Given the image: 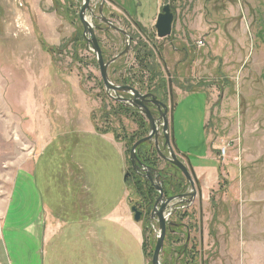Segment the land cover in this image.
I'll return each mask as SVG.
<instances>
[{
    "label": "rangeland",
    "instance_id": "rangeland-1",
    "mask_svg": "<svg viewBox=\"0 0 264 264\" xmlns=\"http://www.w3.org/2000/svg\"><path fill=\"white\" fill-rule=\"evenodd\" d=\"M83 1L0 0V264L8 256V231L27 227L28 176L38 172L41 185L44 162L57 164L53 178L66 170L68 179L82 173L87 190L91 165H112L100 172L102 183L119 179L124 166V198L142 213L141 248L151 264L159 234L150 220L155 200H148V213L147 205L138 209L142 198L132 192L129 161L149 125L107 96L82 40ZM102 3L101 16L132 36L138 57L152 54L148 70L132 54L116 66L140 74L142 84L136 80L134 87L172 110L176 145L185 137L197 154L215 146L218 184L207 201L195 195L193 203L175 206L169 221L176 227H166L160 264H264V0H90L85 19L92 28ZM167 3L175 9L171 33L156 40V16ZM99 35L108 59L123 50L117 33ZM168 122L171 137L169 115ZM158 141L169 157L162 134ZM137 148L142 164L163 178L173 174L153 142Z\"/></svg>",
    "mask_w": 264,
    "mask_h": 264
},
{
    "label": "crops",
    "instance_id": "crops-1",
    "mask_svg": "<svg viewBox=\"0 0 264 264\" xmlns=\"http://www.w3.org/2000/svg\"><path fill=\"white\" fill-rule=\"evenodd\" d=\"M170 129L173 136L172 110ZM58 143L62 148L63 142ZM180 143L174 141L175 153L193 172L197 197L207 201L209 191L218 184L215 146L197 154L188 147L185 137ZM56 165L44 162L43 187L38 183V172L29 174L27 227L8 231L4 264H146L141 248L142 225L133 220L124 198V166L118 168L119 179L113 177L102 183L100 172L111 171L112 165H91L87 190L85 176L78 179L82 173H77V179H68L71 175L66 170V174L53 178ZM59 169L64 170V166Z\"/></svg>",
    "mask_w": 264,
    "mask_h": 264
},
{
    "label": "water",
    "instance_id": "water-1",
    "mask_svg": "<svg viewBox=\"0 0 264 264\" xmlns=\"http://www.w3.org/2000/svg\"><path fill=\"white\" fill-rule=\"evenodd\" d=\"M91 14L90 9V0H84L82 8L80 10V22L82 23L85 33L89 34V36L92 37V40L89 42L90 45H92L93 52L97 55L98 58V64L100 66L101 71V77L103 79V85L107 89V92L110 93V91L117 94L118 92L130 94L132 99L131 100H123L122 98L117 97V101L121 102L122 104L129 105L137 110L146 118L148 124H149V135L143 139H140L137 141L130 150L129 155V161L130 165L132 167V170L135 174L142 177L146 184H150L154 190L157 192L158 197L155 199L153 208L150 214V220L158 224L159 228V234L156 239V244L153 250L152 258H151V264H160V255L163 249L164 245V239L166 234V227L168 225L172 226L173 222L169 221V217L171 215V212H175L178 205H181L183 203L185 204H191L193 203V200L189 201L186 200L187 197L195 198L196 192H195V180L193 177V172L188 170L189 167H187L181 160L177 158V155L175 154L173 150L174 146V137L169 136V122L167 118L168 108L165 104L157 101L155 96L151 94H140L137 90L132 89L130 87H120V86H112V84L108 81L107 78V64H104L101 58L100 49L98 47L97 41L93 35V30L91 25L86 21L85 14L86 13ZM173 14L170 12V9L168 6H164L162 8L161 13L157 16L156 24H155V31L156 36L159 39H164L168 37L171 33L172 25H173ZM105 23H107V20L103 19ZM116 31H121L115 27H112ZM122 32V31H121ZM123 34V32H122ZM148 104H152L155 106L159 112H161V108L163 109V114L160 115L159 119H155L152 117L151 112L148 109ZM162 127V136L164 139V143L162 145V149H166L169 152V157L164 156L161 153L160 150V144H159V128ZM154 145V149L158 156L175 167L183 176L185 179L187 185L190 187L192 193L188 194H178L170 197H166L163 191V184L164 180L166 178H163L161 173L157 172L155 169L146 166L140 162V160L136 156V148L144 143H152ZM128 176V174H125V178ZM124 178V179H125ZM160 180V181H159ZM171 189V185H168ZM131 212L133 213V220L135 222H139L142 213L137 210V208L132 207Z\"/></svg>",
    "mask_w": 264,
    "mask_h": 264
},
{
    "label": "flooded vegetation",
    "instance_id": "flooded-vegetation-1",
    "mask_svg": "<svg viewBox=\"0 0 264 264\" xmlns=\"http://www.w3.org/2000/svg\"><path fill=\"white\" fill-rule=\"evenodd\" d=\"M164 6H168L169 9H170V12L173 14V16L175 15V9H173V6L170 4V3H167L165 4ZM101 8L99 9L98 13H99V16H95V15H92V22H95V26L94 28H92L93 30V35L97 41V44H98V47L100 49V53H101V58H102V61L104 64H107V78H108V81L112 84V86H122V87H131L135 90H137L134 86H139V85H135V81L138 80V82H140L142 84V80H141V75H139V77H136V73H134L133 70H124V73L121 72V70H119L120 68H118L116 66V64H118V66H121V64L123 63L125 57L128 55V54H132L133 55V59H134V63L137 64L139 63V59H143L144 63H145V60L146 58H150L152 56V54H150L151 56H149V54H144L142 56V58L138 57L137 53L135 52V50L132 48L131 46V42L133 40L132 36L130 34H128L127 31H123L121 29H119L118 27H116L109 19H105L101 16V12L103 10V3L102 5L100 6ZM163 8V7H162ZM162 11V9H161ZM160 11V13H161ZM126 12V11H125ZM159 13V14H160ZM128 14V13H127ZM158 14V15H159ZM129 15V14H128ZM157 15V16H158ZM157 16H156V19H157ZM103 19L107 20V23H105V21H103ZM133 21V20H132ZM102 23V24H99ZM91 25V24H90ZM91 27H93L91 25ZM112 27H115L121 31H116L114 30ZM109 31H113L115 33H117L122 39H124V48L122 51H120L119 53H117L115 56L111 57L110 59L107 58V52L105 50H103V42L98 38L97 35L99 34H104V35H107ZM97 34V35H96ZM100 36V35H99ZM150 38V37H149ZM152 38L156 39V40H159V38H157L156 36V33L154 36H152ZM82 40L83 42L90 48H91V51H92V55H93V63H94V66L98 68V71H99V77H100V81H101V84L102 86L103 85V79L101 77V71H100V66L98 64V58H97V55L93 52L92 50V45L89 44V42L92 40V37L89 36V34H86L85 33V30L83 29V34H82ZM149 41H151L149 39ZM155 45L153 44V47ZM105 51V52H104ZM110 53V52H109ZM143 54V52H142ZM147 66V64L145 63V67ZM146 69L148 70L149 68L146 67ZM152 69V68H151ZM143 72H146V70L142 69ZM133 72V73H132ZM142 73V72H141ZM115 79L113 82H111L112 79ZM141 86V85H140ZM138 92H140L139 90H137ZM141 93V92H140ZM142 94V93H141ZM107 96L109 98H112L114 101L116 100L117 101V97L113 96L111 97L110 93H107ZM123 100H131L132 97L130 94H123L122 97H121ZM157 101L165 104L164 102L158 100V98H156ZM118 102V101H117ZM120 103V102H119ZM121 106H124L126 108H131L133 109V113H135V115H138V116H141L139 110L129 106V105H125V104H122L121 103ZM148 109L149 111L151 112V115L153 118L155 119H159L160 118V115L163 114V109L161 108V112H159V110L153 106L152 104H148ZM171 113V111H170ZM168 115L170 116L169 114V111L167 113V118H168ZM149 125V124H148ZM147 125V126H148ZM146 128V127H145ZM162 133V127L159 128V134ZM155 150V149H154ZM164 151H167L166 149H164ZM175 152V151H174ZM178 158V156H177ZM180 160V158H178ZM166 162V161H165ZM167 163V162H166ZM169 164V163H167ZM166 164V165H167ZM170 165V164H169ZM172 166V165H171ZM173 167V166H172ZM174 169L171 170L173 174H169L168 176H165L164 178H166L164 180V182H166L168 185H171V189L175 188L177 189V193H173L174 195H178V194H188V193H192L190 187L187 185L185 179L183 178V176L181 175V173L175 168L173 167ZM194 177V175H193ZM195 180V178H194ZM194 188H195V192L197 194V185H196V181H195V185H194ZM190 191V192H189ZM174 195H167L165 194L166 197H170V196H174ZM197 196V195H196ZM156 199V198H155ZM154 199V200H155ZM186 200H194L193 198L191 197H187ZM188 205V204H187ZM186 205V206H187ZM182 207V206H181ZM183 208V207H182ZM173 222V225H172V228H175L176 227V222L172 221ZM178 227H179V224H178Z\"/></svg>",
    "mask_w": 264,
    "mask_h": 264
},
{
    "label": "trees",
    "instance_id": "trees-1",
    "mask_svg": "<svg viewBox=\"0 0 264 264\" xmlns=\"http://www.w3.org/2000/svg\"><path fill=\"white\" fill-rule=\"evenodd\" d=\"M147 54V53H146ZM144 126V128H145V125H143ZM139 149H141V145L137 148V152H138V150ZM155 153H156V151H155ZM154 153V154H155ZM157 154V153H156ZM138 158H139V160H141L142 161V158H140V156L138 155ZM134 178L133 180L131 179V182H132V185H131V187H132V192H135L134 194H136V197H137V199L138 198H142V199H140V201L138 202V204H136V206L138 207V209L140 210V208L142 209V208H144L146 205V209H145V211L148 213L149 212V210H150V203L148 202V200H151V201H153L155 198H156V196H155V194L154 193H156L155 192V190H154V188L150 185V184H146L145 182H144V180L142 179V178H140V176L139 175H137V174H135L134 172H133V174H131V178ZM130 178V177H129ZM129 182V181H128ZM128 184V183H127ZM164 185H165V187H167V191H170L171 192V194L170 195H174L173 193L175 192V194L177 193V189H175V188H173V189H170L169 188V186H168V184L166 183V182H164ZM164 187V186H163ZM164 187V189H166ZM128 188V187H127ZM166 190H165V192H164V194H168L169 195V193L167 192ZM148 198V199H147ZM147 200V201H146ZM145 230L147 229V227H145L144 228ZM181 250V252L183 251L184 252V254L185 255H187V249H186V247H183L182 249H180ZM187 261V260H186Z\"/></svg>",
    "mask_w": 264,
    "mask_h": 264
},
{
    "label": "built area",
    "instance_id": "built-area-1",
    "mask_svg": "<svg viewBox=\"0 0 264 264\" xmlns=\"http://www.w3.org/2000/svg\"><path fill=\"white\" fill-rule=\"evenodd\" d=\"M219 152H220V155L222 156L225 153V149H221V150H219Z\"/></svg>",
    "mask_w": 264,
    "mask_h": 264
}]
</instances>
